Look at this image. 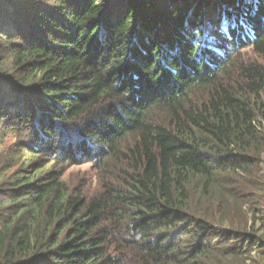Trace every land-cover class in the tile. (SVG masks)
<instances>
[{
	"label": "trees",
	"instance_id": "trees-1",
	"mask_svg": "<svg viewBox=\"0 0 264 264\" xmlns=\"http://www.w3.org/2000/svg\"><path fill=\"white\" fill-rule=\"evenodd\" d=\"M246 47L264 0H0V264H264ZM84 162L92 197L62 179Z\"/></svg>",
	"mask_w": 264,
	"mask_h": 264
},
{
	"label": "rangeland",
	"instance_id": "rangeland-1",
	"mask_svg": "<svg viewBox=\"0 0 264 264\" xmlns=\"http://www.w3.org/2000/svg\"><path fill=\"white\" fill-rule=\"evenodd\" d=\"M216 19H213L211 24H213V28L217 30H214L213 34H211L210 39L211 40H217L219 42H229L230 41V36L226 34V29L224 26L218 27V24H215ZM239 52V58L241 61L245 62H259L264 64V58L259 55L252 47H246L238 51ZM236 73V69L233 70V73L231 71L228 76H233ZM227 77V76H226ZM225 78V76H224ZM223 78V79H224ZM262 99L264 101V90L261 93ZM201 96V93L199 92L197 96L195 95L194 98H197ZM154 116H158L159 119L164 120L167 119V115L164 113L163 110H158L154 113ZM169 122V121H168ZM59 170V169H58ZM113 173L115 169L113 166L106 168L105 171ZM63 175L62 179L65 180L71 187L82 190L86 196L92 197L93 195L97 194L99 191L102 189V180L103 176L100 175L101 168L99 165H96L95 163L92 162H84L78 165H74L72 167H69L65 170H63ZM258 182L260 183L259 189L253 193H251V196L254 197L255 199H259L264 197V167L263 165L260 166V169L258 170ZM253 205L251 202V218L253 221L254 214H253ZM260 208V211L257 209ZM256 212L258 216H261V218H264V209L258 205L256 208ZM262 221L257 220L256 222V228H259ZM217 233L220 235L219 239H222L228 229L226 228H217ZM257 234L260 236H263L262 231H259ZM259 251V249H258ZM253 254L258 258L257 254L253 252ZM259 259V258H258Z\"/></svg>",
	"mask_w": 264,
	"mask_h": 264
}]
</instances>
